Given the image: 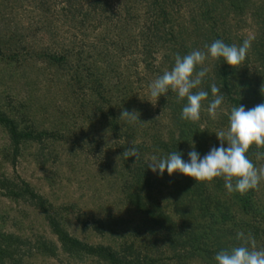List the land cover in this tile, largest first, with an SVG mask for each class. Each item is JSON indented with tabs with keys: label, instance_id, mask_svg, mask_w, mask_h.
Returning <instances> with one entry per match:
<instances>
[{
	"label": "rangeland",
	"instance_id": "1",
	"mask_svg": "<svg viewBox=\"0 0 264 264\" xmlns=\"http://www.w3.org/2000/svg\"><path fill=\"white\" fill-rule=\"evenodd\" d=\"M217 39L251 48L234 68L210 57L197 66L207 74L194 91L209 93L199 121L181 119L186 101L171 91L151 98L177 53ZM213 83L225 95L216 119ZM262 86L264 0H0V264H216L241 231L264 249V181L247 207L222 178L195 185L181 206L188 176L148 167L153 156L182 151L189 161L193 149L219 147L232 107L264 103ZM123 110L142 122L121 120ZM12 123L31 136L13 137ZM134 146L139 160L122 156ZM257 152L247 155L258 168ZM205 207L233 218L213 224ZM160 210L162 222L150 213ZM177 234L184 246L174 250Z\"/></svg>",
	"mask_w": 264,
	"mask_h": 264
},
{
	"label": "clouds",
	"instance_id": "2",
	"mask_svg": "<svg viewBox=\"0 0 264 264\" xmlns=\"http://www.w3.org/2000/svg\"><path fill=\"white\" fill-rule=\"evenodd\" d=\"M250 48L249 39H245L240 46L228 45L217 39L210 45H205L206 51L195 49L184 56L177 53L171 70H165L149 85L150 96L158 101L169 91L175 93L177 102L186 101L182 107L181 119L197 122L200 120L202 102L209 96L203 89L194 91L200 88L207 74V68L196 71L197 66H202L210 57L213 60L223 58L234 68L245 61ZM261 92L264 93V86ZM211 94L213 99L208 104L207 112L212 119H216L217 109L224 102L225 95L215 83L211 85ZM137 113L135 110H123L120 119L134 123L139 119ZM215 134L220 140V146L213 147L203 157L193 149L188 153L189 161H185L181 153L173 151L164 158L153 156L148 167L160 176H163L165 171L169 176L179 172L197 182L222 178L229 193L238 192L244 195L256 189L260 182L264 181V165L257 168L247 153L252 146L264 148V103L248 110L241 104L232 107L227 129ZM122 156L136 157V161L140 158L135 146L126 150ZM256 159H264V153L257 152ZM236 238L242 241V244L219 251L214 257L216 264H264V249L257 250L256 241L251 234L245 236L241 231L237 233Z\"/></svg>",
	"mask_w": 264,
	"mask_h": 264
},
{
	"label": "trees",
	"instance_id": "3",
	"mask_svg": "<svg viewBox=\"0 0 264 264\" xmlns=\"http://www.w3.org/2000/svg\"><path fill=\"white\" fill-rule=\"evenodd\" d=\"M165 14L167 15V12L165 11ZM167 19V21L169 20L170 21V18H166ZM171 22H172V20H171ZM59 58H61V57H59ZM10 124V123H9ZM10 126V125H9ZM11 131H12V134H13V137L15 136L16 138L18 137H26V138H28V137H30L31 136V134H27V133H19L18 132V128H16V126L12 123V126H11ZM37 135H39V134H37ZM17 138V139H18ZM205 152V151H204ZM180 153L182 154V151H180ZM203 153V152H202ZM188 182H186L185 181V179H184V184H180V185H182L180 188L182 189V191L180 192L179 191V193H177V202L179 203V205H183V203H184V198H185V196L189 193L190 194V192H194V190H195V185H197L198 184V186H202V185H204L205 184V182L206 181H204V182H197L194 178H191V177H189L188 176ZM192 183H193V187H192ZM199 191H201V189H199V188H197ZM196 191V190H195ZM201 193V192H200ZM233 194H234V196H235V199H237L238 200V202H241L242 204H243V207H247V206H249L250 205V203H251V197H249V195L248 194H250V193H246V194H244V195H241L240 193H238V192H233ZM251 196V195H250ZM133 198H135L136 200H138V199H140V194H135V195H133L132 196ZM203 200H206L205 198L203 199ZM236 200V201H237ZM204 203V202H203ZM205 204V203H204ZM222 204H223V201H221V200H218V206H222ZM224 204H226V203H224ZM226 207H227V205H226ZM206 208V207H205ZM220 209L217 211V213L216 212H213L212 210H209V208L207 207L206 209H205V212L203 213L204 214V216H207V215H211L213 218H214V220H213V224L214 223H217V222H223V221H227V220H231L232 218H233V215H232V213L231 212H229V210H227V212L225 211V210H221L220 212ZM152 215H153V217H155L156 218V220L158 221V220H161L160 218L162 217V218H164L165 217V215L163 214V212L160 210V211H158V213H157V211H155V212H150ZM218 213H220V214H218ZM217 215V216H216ZM166 219V218H165ZM158 222H162V221H158ZM167 226L166 227H168V224H166ZM169 229L171 230V229H173V228H171V227H169ZM57 231L58 232H60V230H58L57 229ZM62 236V240H63V244L65 245V246H69L70 248H75V247H78V246H81V242H79V241H77V240H74V239H71L70 237H68V235L67 234H63V235H61ZM177 239H172V240H170V244H171V246H172V248H174V250H178L179 248H182L183 246H184V244L182 243V241H180L181 240V235H179V234H177ZM203 236V235H202ZM196 239V238H195ZM0 250H1V246H0ZM92 250H93V248H92ZM95 251V253L96 254H99L100 256H101V258L102 257H104V258H106V259H111L114 255L111 253V252H109V253H107L106 252V250H104V249H100V250H98V248L96 249V250H94ZM113 262H116L115 260H113V259H111ZM137 261H138V259H137ZM117 263V262H116ZM127 263H132V261L131 260H128L127 261ZM127 263H125V264H127ZM137 264L138 263H140L139 261L138 262H136Z\"/></svg>",
	"mask_w": 264,
	"mask_h": 264
}]
</instances>
